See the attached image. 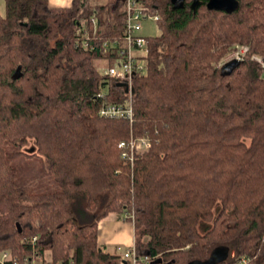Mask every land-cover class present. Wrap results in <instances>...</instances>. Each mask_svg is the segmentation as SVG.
<instances>
[{"label": "trees", "instance_id": "obj_1", "mask_svg": "<svg viewBox=\"0 0 264 264\" xmlns=\"http://www.w3.org/2000/svg\"><path fill=\"white\" fill-rule=\"evenodd\" d=\"M139 1L159 32L131 77L129 122L99 114L128 97L101 71L111 58L99 45L122 36L121 0H4L0 251L121 264L96 241L97 221L116 213L157 264L203 260L217 246L227 255L215 264H264V0H238L229 14L206 0L195 10ZM93 11L96 46L84 50L73 29ZM237 45L239 64L221 75ZM139 138L148 146L131 148Z\"/></svg>", "mask_w": 264, "mask_h": 264}, {"label": "built area", "instance_id": "obj_2", "mask_svg": "<svg viewBox=\"0 0 264 264\" xmlns=\"http://www.w3.org/2000/svg\"><path fill=\"white\" fill-rule=\"evenodd\" d=\"M121 23L122 36L120 39L102 41L100 45L101 51L110 53V65L101 67V71L113 80L126 85L127 99L122 104H105L99 111L100 115L111 118H122L129 122L132 119L130 83L131 77L136 73L144 70V61L147 54L146 39L136 33L140 26V20L150 18L157 22L159 16L157 13H149L148 10L141 5L139 0H121ZM94 9V8H92ZM96 14L93 11L88 17L81 16L75 22L73 29L75 44L84 49L91 50L96 46ZM97 42V41H96ZM233 51L234 58L241 59L245 52ZM123 88V85L121 86ZM122 147L123 144L119 143ZM131 148L141 150L148 146L144 138L132 140L129 143ZM130 222V221H129ZM132 223V222H131ZM35 238H32V243ZM121 264H157L156 257L150 256L148 253H137L134 243H130L124 247V250L116 254ZM11 251H0V264H48L49 259L38 256L35 253H29L23 257L21 263Z\"/></svg>", "mask_w": 264, "mask_h": 264}, {"label": "crops", "instance_id": "obj_3", "mask_svg": "<svg viewBox=\"0 0 264 264\" xmlns=\"http://www.w3.org/2000/svg\"><path fill=\"white\" fill-rule=\"evenodd\" d=\"M72 0H47L49 7H69ZM123 220L122 216L109 213L99 219L96 224V241L103 246L114 245L116 247H126L133 242V226L129 221Z\"/></svg>", "mask_w": 264, "mask_h": 264}, {"label": "water", "instance_id": "obj_4", "mask_svg": "<svg viewBox=\"0 0 264 264\" xmlns=\"http://www.w3.org/2000/svg\"><path fill=\"white\" fill-rule=\"evenodd\" d=\"M172 9H181L184 5V0H169ZM201 3V0H190L189 8L195 10ZM205 7L208 10L221 11L224 13H231L238 7V0H206ZM240 60L236 58H231L224 61L220 67L219 71L221 75H229L234 68L239 64ZM120 86L123 85L124 92H127L126 85L119 83ZM17 231H19V226L17 225ZM227 255V249L222 246H217L213 248L208 257L203 260H191L186 264H215L223 260ZM157 263L159 261H156Z\"/></svg>", "mask_w": 264, "mask_h": 264}, {"label": "rangeland", "instance_id": "obj_5", "mask_svg": "<svg viewBox=\"0 0 264 264\" xmlns=\"http://www.w3.org/2000/svg\"><path fill=\"white\" fill-rule=\"evenodd\" d=\"M3 14H4V0H0V15L2 16ZM158 32H159V30H158V22H155V21H153L150 18L141 19L140 20V26H139L138 30L136 31V33L138 35H140L142 37H145V38H147V37H154V36H156L158 34ZM243 47L244 46L237 45L236 47L233 48L234 49L233 51L237 50V51L242 52L243 51V49H242ZM233 51L230 52V53H228V54H226L222 58L221 61L224 62L226 60H229L231 58H234V54H232ZM95 64L98 65V66L99 65H102V63L100 61H97ZM31 144H32V142L29 140L28 141V144H27V147H31ZM101 211L102 210L99 209L97 212L99 213ZM114 214L117 215L116 213H114ZM125 223L127 225L126 220H125ZM2 250H8V251H10V248H5V249H2ZM123 250H124V247H116L114 245L106 246V251L109 252V253H112V254H119ZM13 255L16 256L17 259L19 260L18 263H21L23 257L26 256L24 253H20V252L17 253V254H13ZM43 258H45L46 260L52 259L51 251L50 250L44 251Z\"/></svg>", "mask_w": 264, "mask_h": 264}]
</instances>
